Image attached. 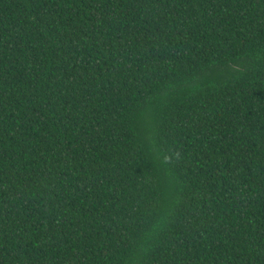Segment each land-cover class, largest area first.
<instances>
[{
	"label": "trees",
	"instance_id": "16d2710c",
	"mask_svg": "<svg viewBox=\"0 0 264 264\" xmlns=\"http://www.w3.org/2000/svg\"><path fill=\"white\" fill-rule=\"evenodd\" d=\"M0 264H264V0H0Z\"/></svg>",
	"mask_w": 264,
	"mask_h": 264
}]
</instances>
